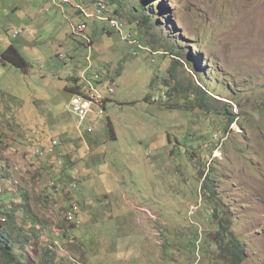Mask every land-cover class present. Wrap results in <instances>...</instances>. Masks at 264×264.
I'll return each instance as SVG.
<instances>
[{
    "label": "rangeland",
    "instance_id": "obj_1",
    "mask_svg": "<svg viewBox=\"0 0 264 264\" xmlns=\"http://www.w3.org/2000/svg\"><path fill=\"white\" fill-rule=\"evenodd\" d=\"M122 1L126 17L147 1L154 23L143 32L139 20L115 26L120 38L107 35L105 23L92 22L83 40L73 34L76 8L0 0V104L8 110L0 105V160L7 162L0 169V197L14 168L22 170L20 203L13 197L9 207L7 200L0 204V221L12 210L18 220L13 263L226 264L202 262L192 248L184 260L164 247L172 237L166 228L184 230L191 244L196 227L212 240L205 209L216 211L218 203L226 214L218 212L212 222L224 221L240 240L244 264H264V0ZM134 39L133 48L124 43ZM153 41L165 49L156 52ZM11 45L28 62L27 73L2 63ZM88 62L113 82L106 97L117 141L107 139V120L102 124L96 103L82 113L86 101L66 90L79 83L74 80ZM198 85L219 98L215 113L195 106ZM167 91L166 102L154 103ZM225 110L236 123L225 129L222 120L217 130V114ZM196 137L204 142H192ZM210 168L217 197L206 206L200 173ZM27 201L40 237L31 232L33 222L21 229L16 206ZM72 204L80 215H67ZM94 214H102L95 224Z\"/></svg>",
    "mask_w": 264,
    "mask_h": 264
},
{
    "label": "trees",
    "instance_id": "obj_2",
    "mask_svg": "<svg viewBox=\"0 0 264 264\" xmlns=\"http://www.w3.org/2000/svg\"><path fill=\"white\" fill-rule=\"evenodd\" d=\"M103 2H105V3H103ZM74 4L80 5L82 7V9H87L90 11H92L94 7L99 8L100 4H103V5H105L106 8L105 7L104 8L106 10L113 11L115 14L122 16L121 20L118 22V24L116 26L126 27V26H128V23L134 24V22H137L139 20L140 32H143V28H146V26L152 25L154 23V17L151 16V14H150L151 12H147V8H148L146 6L147 1H141V2L137 3L135 5L134 9L128 11L127 17L124 16L122 13L126 10L125 6H124L125 4L122 0H75L72 7L77 9V7ZM19 8H18V10H20ZM104 8H100L101 14L104 12ZM44 11L46 13H49L46 10H44ZM60 13H62V12L60 11ZM76 15L78 16V17L77 16L76 17L79 18L78 22L89 23L91 21L90 19L86 18V15L84 14V12L82 10H77ZM141 20H142V22H141ZM104 27H105L104 32H106L107 35L113 36V34H117L121 38V34H119V31L116 28L112 27L111 24L105 23ZM146 33H148V32L146 31ZM124 43L128 44L130 47L133 48L134 47L133 44L136 43V40L134 39L132 41H127ZM153 44H154V47L150 44H148V45L152 46L154 48L153 50H155L156 52L165 49V47H163V46L156 47L155 41H153ZM93 45H94V41H93L92 46ZM172 50L173 51L175 50L173 46H172ZM152 55L156 56L155 54H152ZM1 59H2V63L6 66L8 63V64H11L18 69H21L24 72H27L29 69L28 62L22 57L20 52L13 45L8 47L4 51V53L1 56ZM176 63H174L175 66H176ZM81 70H82L81 71V73H82L84 68ZM77 80H78V78H75L74 81L76 82ZM192 94H193V97L195 100L194 101L195 106L197 107V109L200 112L205 113V114H211V112L215 113V111L212 110L213 104H215V102H213V101H217V99L210 96L207 92H205L200 87H196L194 89V91L192 92ZM226 111L227 110H225V112L221 111L217 114V117H216V129L217 130H221V128H223V124L221 123L222 120L226 121V124L224 126L225 129H227L229 127V124L231 122L232 123L236 122L235 117L233 116L232 118H230L229 113H227ZM19 115L20 114L15 115L12 118H15ZM6 121L7 120L5 119L4 124L6 123ZM19 121H22V120L19 119ZM17 122L18 121H16L15 123H17ZM9 123L11 125L10 129L13 130L14 129V126L12 125L13 121L10 120ZM18 127H21V126L18 125ZM109 127H110V124L108 125V133L105 134L107 139L108 140L110 139L111 141H117V136H116L115 131ZM4 135L5 134L3 131V127L0 124V138L4 137ZM191 140H192V142H200V143L204 142V140L199 139V137H196V140H195V138H191ZM1 142H3V140H1ZM34 143H35V141L32 138H30L27 142V144L31 145V146ZM41 144H43V143H39L33 148L34 153L38 149V146ZM180 145H181V143L178 142L177 146H180ZM193 147H194V145H193ZM198 152H199V154H198L199 156H198L197 162L201 161V152L200 151H198ZM190 158L195 159L196 158L195 154L190 153ZM209 170H210L209 173L207 171L200 173V180L202 181L205 178L203 185H202V190L206 195V202H207L206 206H208L209 202L212 203L213 201H215V199L217 197V195H216V177H214L213 168H210ZM13 172H14V170H13ZM12 188H13V190L8 192L5 197H0V204H2L4 202V200H7L8 204H10L13 197L16 198V203H17V198L21 194L20 188H16L14 186H12ZM74 188H78L77 183L74 184ZM55 195H57L56 191L53 193V196L56 197V199H58L60 194H58L57 196H55ZM53 196H52V192H51L49 197H52V199H53ZM12 204H14V203H12ZM216 205H217L216 211L212 209V205H210L209 207H207L205 209V211L207 213V217L204 220V223L207 224L206 223L207 219H208V222H210L208 224L209 227L205 230V233L210 229L209 234L214 235V238L212 240L207 235L205 236V234H203L201 237L199 235L198 230H197L198 227H196V229H195L192 225H190L191 223H189V226H187V228H189V229L194 228L195 229L194 234H192L193 235L192 239H195V241H196L195 244H191L190 242L184 241V239H185L184 234H186L184 230L176 229V230H174L175 232H172L169 228H166L168 231L171 232L172 237L168 238V240L164 244V247L165 248L170 247V249L173 252L177 253V255H179L184 260L188 259L186 256L187 255L186 254L187 249L192 248V250H194V252H195V254L192 256H197L200 260L204 259L202 262L212 263L213 260H217V261H223L226 264H244V262L246 261L245 247H243L240 240L236 239V237L234 236V233L228 229V226L226 223H224V221L221 220L218 224H216L215 222H212L213 220L218 221L219 216L221 217V214L222 215L226 214V212H224L223 209L220 208L218 203H216ZM72 206H73V204L70 207H72ZM17 207H19L18 208L19 212H21L20 224L23 226V228H21V229L22 230L25 229L29 224H31V222H33L32 224H34V226L31 230V232L34 235H36L37 237H40L38 234V230H36V227L39 225L40 222L38 219H36V217L33 216V212L30 208L31 204L27 201L25 205L16 206V208ZM91 208H92V206H91ZM218 212L221 213L219 216L217 215ZM105 214H107V216H109L108 212H105ZM188 215H189V212H188ZM94 216H95V218L91 221L93 224H95V220L99 221L100 217H102V214L101 215L94 214ZM17 221L18 220H17V217L14 213V210L9 211V213L4 215V221L3 222L0 221V256L5 259L6 264H14L13 263L14 248L15 249L17 248L18 241L21 239V237L20 238L15 237V234H14V231L12 228L13 225L17 223ZM210 225L213 226L214 229H212ZM202 232L204 233V230H202ZM66 237H67V239L69 238L68 235H66ZM22 243L24 245H26L27 239H24L22 241ZM19 261H20V259H19ZM197 264H199V260H198Z\"/></svg>",
    "mask_w": 264,
    "mask_h": 264
},
{
    "label": "clouds",
    "instance_id": "obj_3",
    "mask_svg": "<svg viewBox=\"0 0 264 264\" xmlns=\"http://www.w3.org/2000/svg\"><path fill=\"white\" fill-rule=\"evenodd\" d=\"M59 1H61V0H51V5L57 6ZM103 3H105V2H103ZM65 5L68 8H71L73 6V4H72V6H67V4H65ZM74 5L77 7V10H82L84 12L87 19L91 20L89 23H86V22H78L76 24L72 23L74 36L81 37L83 40L85 39V37H83V35L87 34L88 29L90 28L92 22L100 21L103 23L111 24L112 20L120 21L122 18V16L117 15L115 13L112 16L110 11L106 10V9L104 10V12L102 13V15L100 17L96 16L97 10L100 9L101 6L99 8L94 7L93 10L90 11L87 9H82V7L80 5H77V4H74ZM45 10L50 12L51 9H50V7H47V8H45ZM92 14H95V15L92 16ZM84 25L86 26V28L84 30H79V26H84ZM111 26H112V24H111ZM59 57H62L63 59H65L64 55H60ZM62 58H60V59H62ZM83 71H85V73H81V79L78 78L79 83H76L75 85H73L71 89H66V90H74L75 91L74 97L76 99H74V100L86 101V102H95L96 103L97 115L99 116L102 124L107 120L106 130H105V134H106V133H108V125L111 122L110 117L108 116V104L110 103V100L106 97V92L110 89L113 82L111 80L103 78V73L97 68L93 69V67H91L89 65V62H88V66ZM27 72H25V73H27ZM106 81H109V83ZM102 84H105V88H103ZM197 87H200V85H198ZM203 87H200V88H202L204 90L205 87L204 88ZM204 91L207 92L213 98L217 99V101L219 100V98L212 95V93H210L206 88ZM169 93L170 92L167 91L165 94L160 95L159 97H157V99L154 101V103H156L158 101L166 102L168 100V99H166V95H168ZM80 96H83L84 98H81ZM70 98H71V96H70ZM104 104H107V105H104ZM0 105H3V104H0ZM5 110H6V107H5ZM6 111H8V110H6ZM234 123H236V122H234ZM6 163H7L6 161L0 160V169L5 167ZM21 174H22L21 168H19V167L14 168V178L10 176L12 179V183L10 184V186H8L6 188V191H7L6 194L1 196V197L6 196L8 192L12 191L13 190L12 186H14L16 188H20L19 178H20ZM0 192L2 193L3 191L1 190ZM19 198H20V196H18V198H17V203H20ZM9 205L10 204H8L7 207H9ZM194 214H195V212H194ZM67 215H69V216L80 215V206L69 208L67 211ZM1 221L2 222L4 221V217Z\"/></svg>",
    "mask_w": 264,
    "mask_h": 264
},
{
    "label": "built area",
    "instance_id": "obj_4",
    "mask_svg": "<svg viewBox=\"0 0 264 264\" xmlns=\"http://www.w3.org/2000/svg\"><path fill=\"white\" fill-rule=\"evenodd\" d=\"M93 15H95V14H92V16H93ZM101 15H102V14L100 13V9H98V10H97V14H96V16H99V17H100ZM118 22H119V21H117V20H112V21H111V24H112L113 27H115V26L118 24ZM85 28H86V26L84 25V26H83V30H84ZM76 101H78V100H76ZM88 105H89V102H86V104L83 106L84 109L81 108L80 112L84 113V112H85V109L87 108Z\"/></svg>",
    "mask_w": 264,
    "mask_h": 264
},
{
    "label": "bare ground",
    "instance_id": "obj_5",
    "mask_svg": "<svg viewBox=\"0 0 264 264\" xmlns=\"http://www.w3.org/2000/svg\"><path fill=\"white\" fill-rule=\"evenodd\" d=\"M63 3H65V4H68L71 0H61ZM61 2V3H62ZM62 5V4H61ZM100 8H104L105 7V5H103V4H100ZM106 8V7H105ZM105 8H104V10H105ZM79 30H83V26H79ZM24 32V31H23ZM117 33V32H116ZM121 33V32H120ZM122 34V33H121ZM124 37V36H123ZM126 37V36H125ZM128 38H130V37H128ZM94 103V102H93ZM94 107V106H93ZM35 156V155H34Z\"/></svg>",
    "mask_w": 264,
    "mask_h": 264
}]
</instances>
